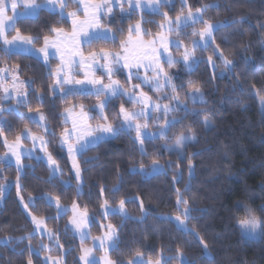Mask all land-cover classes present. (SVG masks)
Segmentation results:
<instances>
[{
    "label": "trees",
    "instance_id": "16d2710c",
    "mask_svg": "<svg viewBox=\"0 0 264 264\" xmlns=\"http://www.w3.org/2000/svg\"><path fill=\"white\" fill-rule=\"evenodd\" d=\"M174 1L161 8V13L167 12L172 19L182 9L184 14L187 13V7L181 4V0ZM206 4L217 7L207 9L205 19L226 26L215 31L214 43H210L207 50H198L200 61L191 71L182 63L175 66L177 92L185 101L188 112L180 110L173 114L183 123L177 125L167 139L145 140L144 155L139 151L138 143L134 142V133L96 145L82 158L79 157L82 190L67 152L59 147H55L54 156L62 174L51 182V171L43 160L32 159L22 173L17 172L16 166L6 165L0 187L9 186V191L0 207V240L12 238V243L7 246L0 244V264H27L29 258L32 264H44L42 256L48 253L62 256L57 253L60 252L58 247L50 252L39 251L41 244L48 240L36 232L34 234L35 226L20 197L24 203L29 198L35 200L34 206L29 204V212L37 218H44L47 228L57 235L59 245H62L60 248L66 252L64 264H81L82 246L90 245L91 241L82 245L69 233L70 213L58 217L56 207L50 206L45 199L48 196L58 197L62 206L76 203L81 209L86 208L93 219V237L103 235L101 225H115L119 229V250L111 251L110 257L116 264L133 261L138 257L137 252L148 260L164 257L169 264H180L178 251L187 258V264H264V239H246L238 226V221L246 215V208L253 209L255 215L264 220V0H187L193 12ZM68 10L78 11V5L70 4ZM141 17L148 21L143 24L152 33L160 32L162 29L158 25L165 23L160 14L133 12L128 18L116 10L114 15L103 19V24L118 34L119 41L127 38V29L141 22ZM18 27L22 33L34 36L51 35V27L71 31L70 21H62L59 15L47 11H42L38 18L20 20ZM121 29L124 30L122 36L119 35ZM35 47H42V42ZM101 48L120 50L118 43L101 42L91 49L84 46L83 51L88 55L89 51ZM220 53L232 61L229 68L220 58ZM209 56L212 63L207 62ZM57 63L51 61L52 67L55 68ZM17 64L21 69L20 77L32 82L28 87V105L40 108L57 135L62 131L65 107L83 104L86 110L93 111L100 102L89 95L70 97L65 103L50 91L49 85L53 81L48 78L47 68L39 59L25 54L11 57L0 54L1 67ZM125 77L124 73L117 75L126 86ZM190 82L199 87L203 102L193 103L190 99L191 92H194ZM39 96L44 97L43 104L38 102ZM120 105L127 109L132 106L121 97L113 99L106 109L109 120L115 124L119 123ZM20 111L28 112L27 107L19 108ZM21 115L12 111L0 116L8 122L5 132L0 135V151L3 137L12 142L25 127L35 134L44 135L31 120L21 118ZM189 126L191 133L187 131ZM181 131L196 138L185 149L186 156L191 159L192 174L187 160H178L175 152L166 149L167 145L176 142ZM46 138L51 145L57 143L51 137ZM154 161L163 165L165 171L147 176ZM170 164L173 166L169 167ZM18 175L19 191L15 187ZM186 188L190 191H185ZM114 189L119 191L114 194ZM176 189L184 195L191 209V219L186 220L190 232L184 231L174 220L181 214L177 208ZM121 199L125 200L130 219L125 220L120 215L105 218L101 214L104 200L108 201V206L117 207ZM29 235H33L30 242L28 239L16 242ZM197 235L207 243L210 257L205 255ZM29 243L42 256L30 252Z\"/></svg>",
    "mask_w": 264,
    "mask_h": 264
},
{
    "label": "snow or ice",
    "instance_id": "6c2138e0",
    "mask_svg": "<svg viewBox=\"0 0 264 264\" xmlns=\"http://www.w3.org/2000/svg\"><path fill=\"white\" fill-rule=\"evenodd\" d=\"M70 4L78 5V11H68ZM171 4L172 0H44L43 3L38 2V0H0V54L8 57L26 54L39 59L47 68L48 78L53 81L49 85L50 91L65 103H67L70 97L78 98L89 95L95 96L100 101L92 110L98 113L99 119L102 122H98L93 126L90 121L95 119V117L89 115V111L86 110L85 105L72 104L64 108L62 114L64 121L62 131L57 135L47 123V118L41 112L40 108L37 107L34 109L28 105L26 99L28 92L26 89L31 86L32 82L20 81V65L0 67V91L4 93L0 100L10 102L15 99L17 108L14 111H16L17 115H21L19 113V108L21 107H27L29 113L36 112L38 114L37 116L23 117L21 115V118L31 120L44 133V135H36L25 127L20 134L15 136L12 142H9L6 136L4 137L3 146L15 158L18 173L23 172V158L27 156L28 158L37 160L46 157L47 165L52 174L49 182L52 179L58 178L59 174H62L58 161L48 151L50 141L46 137L57 140L60 150H66L68 157L72 160V167L75 169V178L79 181L81 170L78 157L82 158L87 151L96 145L109 139L118 138L121 135H128L134 132V142L138 143L140 146L139 151L144 155L146 154L143 147L145 140L167 139L169 133L177 125H182L183 120H177L175 117L169 119L170 113H175L180 110L187 113L188 108L187 105H183L180 102L179 95L176 94L177 87L172 83V77L168 75L164 64L166 63L169 67H173L177 63H183L191 71L192 64L189 61L198 63L195 59L196 50H207L210 43H214L215 38L213 32L226 25H213L204 20L203 12L209 8L217 7L216 5L206 4L202 8H197L194 14L191 7L187 5V0H181V4L187 7V15L184 14L182 9L181 13L173 20L167 12L161 13L160 11L161 8ZM125 5L131 11L125 13ZM19 8H22L23 11H17ZM114 8L128 18L131 17L133 12H143L145 9L151 13L160 14L165 21V23L158 25L162 31L152 33L144 29L142 24L148 23V21H143L141 17V22L127 29V38L118 41V34L113 32L110 26L105 27L102 23V19L105 16H111ZM42 11L59 15L62 21H70L71 31H66L62 27H51L49 28L51 35L41 36L38 34L34 36L22 33L18 27V22L22 19L38 18ZM81 15H83V19L80 18ZM196 24H203V27L199 31L193 28L191 35L194 37L198 36L199 39L192 41L191 48L182 45L180 40L173 41L169 39L172 34L179 35L188 27ZM123 34L124 30L121 29L119 35L122 36ZM145 37H149V39L145 40ZM41 42L42 47L37 49L35 45ZM101 42L118 43L120 50L111 51L106 48H101L99 51H89L88 55H85L83 51L84 46L91 49L94 44ZM170 47H174L177 51L183 48L181 60H176L171 55L169 51ZM217 48H219L218 45ZM165 53L167 55L162 61L161 57ZM220 58L226 66H231L232 61L224 56L223 53H220ZM50 61H58L57 66L53 68ZM207 62L212 63L211 56L208 57ZM123 69L128 70L125 77L129 84L128 87H124L120 81L113 79L114 71ZM97 70L102 71L107 76L108 83H105L103 79L97 77ZM141 70H143V76H141ZM81 71L83 72V78L79 79L77 77ZM9 79L11 80V84L8 83ZM133 79L138 80L139 83L132 84L131 81ZM141 85L148 86L156 92H160L164 87H170L174 95L166 98L169 101L175 100L176 104L169 106L159 101L153 102L151 97L143 91ZM189 86L194 88V94L190 97L193 103L197 100L203 102L199 87H195L191 82ZM101 97L104 99L101 100ZM121 97H127L129 103L140 105L141 107L139 111H129L123 105H120L118 113L120 122L115 124L109 120L105 110L112 103L113 99H120ZM38 102L43 104L44 97L39 96ZM4 111L5 108L0 103V114ZM153 113H160L159 116L155 117L158 128L157 132L147 131L149 128L148 120L152 117ZM7 125L8 122L6 120L0 119V135H3ZM187 131L189 133L192 132L191 126L188 127ZM25 139L31 141L33 146L31 150L22 151V141ZM194 139V135L190 134L186 136L181 131L176 136L175 148L167 149L169 152H175L178 160L188 161L190 174L193 171L191 159L186 156L184 149ZM37 149L44 153V157L35 155ZM172 166L171 164L169 165V167ZM141 171H143L142 168ZM161 171H163L162 166L154 161L152 173H159ZM19 181L20 176L18 175L15 183L18 191L21 187ZM5 191L6 189L4 187H0V198H3ZM77 191L79 194V189ZM117 191L119 190L114 189V194ZM185 191H190V188H186ZM101 193H103V189H101ZM176 195L177 208L181 214L177 215L175 219L183 227L184 231L190 232V229L184 224L185 220L191 219V209L188 207V201L179 189H176ZM45 199L48 200L50 206L56 207L58 217L67 215L69 212L72 213L70 220L71 227L69 230L73 231L74 234H79L82 245L84 241L93 239L94 247L82 246L79 260L83 264H116L109 256L110 249L112 251L119 250V229L115 225L111 223L101 225V227L105 228L103 235L92 237L89 230L90 221L86 208L81 211L79 210L80 206L76 203H73L71 208L62 207L58 197L55 199L46 197ZM20 200L25 209L29 208V204L35 205V200L32 198H29L27 203L23 202V197H20ZM102 208L104 210L101 214L105 217L109 215H120L125 220L130 219L126 213L125 200L123 199L119 201L118 208H110L108 201L104 200ZM245 212V217L238 221L242 236L251 240L264 239V220L256 216L255 211L251 208H246ZM29 216L35 226L34 234L35 232L46 231L47 238L50 241L55 240L58 244V237H56V234L51 229L47 228L44 218H37L31 212H29ZM33 235L21 238L16 242L21 243L24 239H28L30 242ZM197 239L203 246L205 255L210 257L207 243L198 235ZM10 243H12V238L0 241V244L4 246ZM58 246L62 247V245ZM28 250L37 255L39 254L36 249L31 247L30 243ZM94 250L102 251L103 255L97 259L93 256ZM39 251H50V249L42 244ZM140 255L142 254L137 252V256ZM178 255L184 261V264H187L183 253L178 251ZM50 260H53L51 256L45 260V264H48ZM27 264H32L30 258ZM53 264H60L59 257L55 258ZM128 264H133V261L130 260ZM135 264H161V260L157 259L155 262L151 259L147 261L136 260ZM164 264H169V262L164 260Z\"/></svg>",
    "mask_w": 264,
    "mask_h": 264
},
{
    "label": "rangeland",
    "instance_id": "374dc122",
    "mask_svg": "<svg viewBox=\"0 0 264 264\" xmlns=\"http://www.w3.org/2000/svg\"><path fill=\"white\" fill-rule=\"evenodd\" d=\"M38 2H40V3H43L44 2V0H38ZM175 1L174 0H172V3H174ZM117 9H115L114 8V10H113V13L111 14V16L112 15H114V12L116 11ZM17 11H23V9L22 8H19ZM69 11V10H68ZM129 11H131V9H129L128 7H127V5H125V13H127V12H129ZM161 12H162V9L160 10ZM138 13H140V14H143V13H151V12H149L147 9H145L143 12H139V11H137ZM194 14L196 13V12H193ZM10 15H11V13H9ZM133 14V13H132ZM151 14H154V13H151ZM185 15H187V13H185ZM111 16H105L104 18H107V17H111ZM124 17H127L126 15H123ZM203 17H204V20H206L205 19V15H204V12H203ZM81 19H83L84 17L83 16H81L80 17ZM103 18V19H104ZM103 19H102V23H103ZM173 20H175V19H173ZM207 21V20H206ZM213 25H219V23H212ZM220 24H222V23H220ZM142 27L144 28V29H146V30H148L146 27H145V25L144 24H142ZM203 27V24H196V25H194V26H190V27H188L187 29H185L183 32H181L179 35H176V34H172L170 37H169V39H171V40H173V41H175V40H180V42L182 43V45H186V46H188L189 48H191V46H192V41L193 40H198L199 39V37L198 36H192L191 35V33H192V31H193V28H195V30H197V31H199L201 28ZM113 31V30H112ZM148 31H150V30H148ZM162 31V30H161ZM114 32V31H113ZM214 33H215V31L213 32V36H214ZM145 40H147L146 39V37H145ZM37 48V47H36ZM38 49V48H37ZM198 50L199 49H197L196 50V53H195V59H196V61H200V58H199V53H198ZM169 51L171 52V55L176 59V60H181L182 59V52H183V48H181L179 51H177L174 47H170V49H169ZM26 55V54H25ZM86 55V54H85ZM166 55H167V53H165L162 57H161V60L163 61L164 59H165V57H166ZM87 56V55H86ZM51 62V61H50ZM58 62V61H57ZM189 63L190 64H192V67H191V69H193L195 66H196V64L197 63H192V61H189ZM177 64H179V63H177ZM176 64V65H177ZM183 64V63H182ZM175 65V66H176ZM175 66H173V67H169L166 63L164 64V67H165V69H166V71H167V73H168V75L170 76V77H172V83L173 84H175L176 85V87L178 88V86H177V84H176V73H177V69H175ZM1 67V66H0ZM4 67V66H3ZM228 68L230 67V66H227ZM127 72H128V70L127 69H123V70H119V71H114V75H113V79L114 80H118L119 81V79L117 78V75L118 74H120V73H124L125 75H127ZM143 70H141V76H143ZM96 75H97V77H99V78H101V79H103L104 80V82L105 83H108V79H107V76L106 75H104L103 73H102V71H100V70H97V72H96ZM149 75H151V74H149ZM77 78H79V79H82L83 78V72L81 71L80 72V74L78 75V77ZM20 81H23V82H27L26 80H24V79H22L21 77H20ZM8 83L9 84H11V80L9 79V81H8ZM121 83V82H120ZM131 83L132 84H137V83H139V81L138 80H136V79H133L132 81H131ZM122 84V83H121ZM123 85V84H122ZM124 87H128L129 86V84H128V81H127V85L125 86V85H123ZM141 88L143 89V91L149 96V97H151V99H152V101L153 102H162V103H164V104H168L169 106H174L175 104H176V101L175 100H172V101H169L166 97H168V96H171V95H174V93H172V91H171V88L170 87H164L160 92H156V91H154V90H152V89H150L148 86H145V85H141ZM27 90V92H28V95H27V97H26V99H27V102L29 101V89L27 88L26 89ZM201 93V92H200ZM176 94H178V92L176 93ZM194 94V92H191V94H190V97L192 96ZM202 94V93H201ZM3 95H4V93L2 92V91H0V98H2L3 97ZM179 95V94H178ZM202 97H203V94H202ZM102 99H104L103 97H101ZM123 98H125V99H127V97H123ZM180 98V97H179ZM180 102L183 104V105H186V103H185V101H183L181 98H180ZM196 102H200L199 100H197ZM0 103H2L3 104V106H4V108H6V106L7 105H9L10 103H13V105L12 106H7V107H15V108H17V104H16V101H15V99H13L12 101H3V100H0ZM132 104V103H131ZM140 105H134V104H132V106L129 108V109H127V110H129V111H139L140 110ZM89 111V110H88ZM106 111V110H105ZM20 113H22V114H27V115H29V116H37V115H35V114H33V113H29V112H26V111H20ZM173 114L174 113H170L169 114V119H171V118H173ZM89 115L90 116H92V117H95V119H93V120H91L90 122L92 123V125L93 126H95V124L96 123H98V122H102V121H100V119H99V115H98V113L97 112H95V111H89ZM160 115V113H153L152 114V117L148 120V123H149V128L147 129V131H150V132H157L158 131V128H157V126H156V120H155V117L156 116H159ZM3 120H5L4 118H3ZM120 122V121H119ZM141 122H143V121H141ZM70 126V125H69ZM134 133V132H133ZM135 134V133H134ZM36 135H38V134H36ZM48 139V138H47ZM3 140H4V137L2 138V140H1V142H2V150L0 151V160H2V162H0V179L1 178H4L5 176H4V171H5V167H6V165H14V166H16L15 165V158L14 157H12L11 156V154L10 153H8V150H7V148L6 147H4L3 146ZM195 140H196V138L194 139V141L193 142H195ZM50 141V140H49ZM22 143H23V148H22V151H25V150H31L32 149V143H31V141L30 140H27V139H25V140H23L22 141ZM175 144H176V142L174 143V144H170V145H167L166 146V149H168V148H175ZM55 147H59L58 146V142L55 144V145H51V143H49V146H48V151H50L51 153H52V155H53V157L55 158V156H54V150H55ZM143 147H144V149H145V144L143 145ZM186 149V148H185ZM185 149H184V151H185ZM66 151V150H65ZM35 155H38V156H42V157H44V153L43 152H41L39 149H37L36 151H35ZM32 159H34V158H28L27 156H25L24 158H23V169L25 168V166L27 165V164H29L31 161H32ZM37 160V159H36ZM40 160H43V161H45L46 162V157H44V159H40ZM69 160H70V163H71V166H72V160L69 158ZM78 161H79V157H78ZM47 163V162H46ZM160 166H162V169H163V171H161V172H159V173H162V172H164L165 171V168L163 167V165H161V164H159ZM79 167H80V170H81V177H80V180L78 181L79 182V186H80V190H82V184H83V176H82V169H81V166H80V163H79ZM61 169V168H60ZM72 170H73V173H75V169L72 167ZM159 173H152V169H151V173H147V176H150V175H155V174H159ZM61 174H59V176H60ZM3 176V177H2ZM75 176V175H74ZM4 188L6 189V191L4 192V196H3V198H0V207L3 205V200H4V198L7 196V194H8V191H9V186H4ZM49 197V196H48ZM51 198H53V197H51ZM53 199H55V198H53ZM48 201V200H47ZM61 205V204H60ZM62 206V205H61ZM62 207H66V208H71V206H62ZM110 208H118L119 206H117V207H112V206H109ZM26 211H27V213L29 214V209H25ZM79 210H81V211H83V209H79ZM104 210V209H103ZM103 210H102V212H103ZM125 210H126V213H127V215H128V212H127V209L125 208ZM70 213V219H69V224H68V230L70 229V227H71V225H70V220H71V216H72V213L71 212H69ZM109 216H111V215H109ZM109 216H107V217H105V218H108ZM88 217H89V221H90V223H89V230H90V233H91V227H92V224H93V219H92V217H91V215L88 213ZM182 219H183V217H182ZM174 220H175V222L178 224V226L180 227V228H182L183 229V227L182 226H180L179 225V222H177L176 221V219L174 218ZM184 224L187 226V224H186V220L184 221ZM188 228V227H187ZM104 231H105V228H104ZM69 233L71 234V235H73L74 237H76L77 239H79L80 240V238H79V234H74V232L73 231H71V230H69ZM36 234L39 236V237H44V238H46L47 240H48V242L46 243V244H44V243H42L43 245H46L47 247H48V249H50V251H51V249H54V248H56V247H58L59 248V250H60V252H57V253H61L62 254V256H60V255H51V254H47V255H44V256H42L41 254H39V255H41L42 256V258H43V262H44V264H45V260L49 257V256H51L52 258H53V260H50L49 262H48V264H53V261L55 260V258H57V257H59V260H60V264H64V261H65V255H66V252L64 251V250H62L58 245H59V240H58V244L56 243V241L55 240H53V241H50L48 238H47V232L46 231H41V232H36ZM91 236H92V234H91ZM102 236V235H101ZM56 237H57V235H56ZM93 237V236H92ZM7 239H9V238H7ZM7 239H2V240H0V241H4V240H7ZM255 240H257V239H255ZM81 241V240H80ZM86 241H91V244L90 245H87V246H84V247H89V248H92V247H94V241H93V239H88V240H86ZM86 241H84V242H86ZM96 243H98V242H96ZM41 244V245H42ZM50 251H47V252H50ZM112 250L110 249L109 250V256H110V252H111ZM38 252V251H37ZM208 253H209V251H208ZM103 255V252L102 251H100V250H94V252H93V256L94 257H96L97 259H99L101 256ZM183 257L184 258H186L184 255H183ZM179 259H180V264H184V261L181 259V257L179 256ZM136 260H144V261H147L148 259H146V258H144L143 256H138V257H136L134 260H133V264H135V261ZM164 257L163 258H161V264H164ZM186 260H187V258H186ZM81 262V264H83V262L82 261H80ZM153 262H155V261H153ZM187 262H188V260H187ZM126 264H128V263H126Z\"/></svg>",
    "mask_w": 264,
    "mask_h": 264
},
{
    "label": "water",
    "instance_id": "95a60500",
    "mask_svg": "<svg viewBox=\"0 0 264 264\" xmlns=\"http://www.w3.org/2000/svg\"><path fill=\"white\" fill-rule=\"evenodd\" d=\"M16 108L15 107H6L5 108V111L2 113V114H0V116H3V115H5V114H9V113H11L12 111H14Z\"/></svg>",
    "mask_w": 264,
    "mask_h": 264
}]
</instances>
